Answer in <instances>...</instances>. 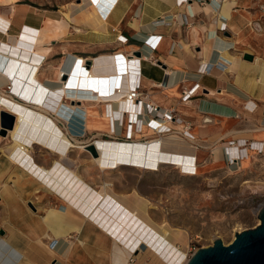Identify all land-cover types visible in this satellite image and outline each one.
<instances>
[{
    "label": "crops",
    "instance_id": "1",
    "mask_svg": "<svg viewBox=\"0 0 264 264\" xmlns=\"http://www.w3.org/2000/svg\"><path fill=\"white\" fill-rule=\"evenodd\" d=\"M223 6L228 16L219 18ZM90 12L86 5H54L51 0L0 1V15L9 20L8 29L0 30V41L13 43L23 26L37 34L45 27L62 25L59 35L46 37L41 43L48 49L39 62L40 74L42 60H49L54 70L64 60L67 72V60L72 58L80 57L85 67H90L97 58L109 61L117 54L128 58L138 52L139 73L131 83H138L159 109L157 113L137 114L150 128H156L154 119L164 122L162 113L172 108L181 130L167 126L162 132L176 131L194 144V159L210 152L212 160L211 152L220 142L235 147L244 143L249 153L264 155V0H111L101 19L89 20ZM219 19L225 23L223 31L217 28ZM35 42L33 39L32 44ZM244 54L252 58L245 59ZM208 65L211 67L204 71ZM194 86L192 95L183 100V91ZM116 122L119 128L103 134L119 140L136 139L125 135L123 118ZM138 138L145 140L146 135ZM224 152L229 162L227 148ZM1 193L8 211L0 213V229H6L1 236L27 252L34 249L45 255L43 263L37 259L21 264H114V240L108 232L86 222L80 231L70 229L65 234L48 229L56 244L47 249L32 242L38 238L49 242L43 236L47 227L30 233L25 224L28 217L22 219L14 209L26 208L39 218L50 208L65 210V203L42 207L38 215L25 206L29 198H15L10 187ZM46 196L55 198L46 191L32 197L44 200Z\"/></svg>",
    "mask_w": 264,
    "mask_h": 264
},
{
    "label": "bare ground",
    "instance_id": "2",
    "mask_svg": "<svg viewBox=\"0 0 264 264\" xmlns=\"http://www.w3.org/2000/svg\"><path fill=\"white\" fill-rule=\"evenodd\" d=\"M110 4L111 0H80L71 3V6H89V20H93L101 19V13L105 14ZM222 15L228 16L225 6L219 12V18ZM221 21L218 20L219 23ZM8 24L9 20L0 15V30L6 31ZM60 31V24L54 28L40 29L37 34L32 28L23 26L13 43L0 41V111L15 117L12 128L7 129L10 143L0 161L3 165L0 176L10 170L13 178L11 186L0 182V188L10 187L13 196L20 200L46 191L57 193L65 201V210L50 208L39 218L29 214L26 208L14 207L22 219L28 217L25 224L30 233L36 234L42 226H46L47 231L43 236L49 241L55 238L51 239L53 236L48 229L54 234H65L70 229L80 231L84 227L83 222L92 223L112 234L114 264H148L144 260L134 262L129 257L132 252L140 257L142 245L158 258L160 264H185L188 259V236L184 230L167 223L153 224L149 219L148 202L137 193L132 195L133 199L128 203L107 189L111 183L106 181L100 189H92L80 173L67 166L69 152L75 148L83 149L86 144L69 136L67 128L64 131L59 123L61 120L68 121L70 115L76 112L83 116L85 132L96 131L99 134L106 131L111 134L113 129L119 128L117 119L123 118L124 125H121L125 126V135L136 139L94 137L86 142L96 149L97 154L92 156V162L100 169L126 165L156 171L161 165L168 164L193 174L198 168L197 160L193 157L194 144L176 131L162 132L167 126L179 131L182 127L179 122L168 120L164 116L167 112L162 113L164 122L154 119L157 129L150 128L143 122L144 118L138 117L137 114L144 110L143 104L136 105L127 98L131 88L136 85V82L131 81L139 73L137 56L125 58L118 54L109 61L97 58L90 67H85L84 59L72 58L67 60L70 64L67 72L62 60L56 70L49 66L51 75L41 79L39 62L48 49L41 43L46 37L59 35ZM33 39L35 44H32ZM118 70L123 71L117 75ZM112 79L113 82L110 81ZM137 91L139 95L149 96L140 90V85ZM129 122L131 131L128 130ZM141 135H146V139L138 138ZM36 145L57 156L51 166L45 167L35 161L31 150ZM225 148L230 157L228 164L239 163L253 155L244 143L235 147L220 142L211 152L214 153L213 159L224 160ZM239 149V152H235ZM32 242L47 249L50 247L40 238ZM31 251L18 248L12 241L0 236V264H21L24 260L32 262L37 259L42 263L45 261L42 252Z\"/></svg>",
    "mask_w": 264,
    "mask_h": 264
},
{
    "label": "rangeland",
    "instance_id": "3",
    "mask_svg": "<svg viewBox=\"0 0 264 264\" xmlns=\"http://www.w3.org/2000/svg\"><path fill=\"white\" fill-rule=\"evenodd\" d=\"M51 1L54 5L80 2V0ZM43 62L41 79L51 75L50 61ZM17 97L14 96L16 99ZM82 123L83 116L75 112L70 115L68 121L61 120L59 125L64 131L66 127L69 136L84 145L94 137L108 138L106 136L108 132H104L106 135L103 132L99 134L96 131L85 132ZM124 127L122 128L125 131ZM0 137L1 161L10 143L7 131L4 135L1 133V126ZM86 145L83 149L75 148L69 152L67 166L80 173L92 189H100L107 181L111 183L107 185V189L123 197L128 203H131L132 195L135 193L145 199L149 206V219L153 224L167 223L187 233L188 258L199 247L211 245L216 238L227 244L234 238L236 232L257 224V212L264 205L262 153H255L250 159L230 165L226 159L211 160L210 152L201 153L197 155V172L187 174L168 164L161 165L156 171L126 165L113 169H100L93 164V154ZM31 153L35 161L45 167L51 166L57 158L51 151L37 145ZM1 166L3 165L0 163V169ZM11 175L10 170L2 173L0 181L10 186L13 178ZM56 194H53L54 199L47 198L48 195L44 200L41 197L38 199L31 197L26 200L25 206L28 207V204L38 215H41L42 207L59 206L65 202ZM0 213L8 214L3 193L0 195ZM90 225L101 229L96 224L90 223ZM5 231L6 229H0V236L5 234ZM44 243H49L52 248L56 241L44 240ZM140 255L139 257V254L132 252L129 257L137 263L144 260L148 264H160L158 258L143 245Z\"/></svg>",
    "mask_w": 264,
    "mask_h": 264
},
{
    "label": "water",
    "instance_id": "4",
    "mask_svg": "<svg viewBox=\"0 0 264 264\" xmlns=\"http://www.w3.org/2000/svg\"><path fill=\"white\" fill-rule=\"evenodd\" d=\"M139 57V53H132ZM245 59H251V55L244 54ZM15 117L6 111H0L1 133L4 135L7 129L12 128ZM87 148L93 155L96 149L87 144ZM259 222L251 227L234 234V238L225 244L220 238L206 247L196 249L185 264H264V205L258 210Z\"/></svg>",
    "mask_w": 264,
    "mask_h": 264
},
{
    "label": "built area",
    "instance_id": "5",
    "mask_svg": "<svg viewBox=\"0 0 264 264\" xmlns=\"http://www.w3.org/2000/svg\"><path fill=\"white\" fill-rule=\"evenodd\" d=\"M181 2H183V1H185V0H180ZM217 1V0H216ZM220 31H223V30H225V23H223V22H221V23H219L218 22V27H217ZM121 38H122V36H121ZM118 56V54L116 55V57ZM129 58V57H128ZM209 66L210 65H208V66H205V68H204V71H208V69H209ZM211 67V66H210ZM194 88H195V86L194 87H192V88H189V89H186V90H184L183 91V93H182V99L183 100H187L191 95H192V92H193V90H194ZM137 89H139V84L138 83H136V85H135V87H133V88H131V90H130V94L128 95V99H130V100H133V102L134 103H136V105H139V106H141L142 104H143V111L144 112H146V113H152V112H154V113H157L158 111H157V105L156 104H154L153 102H151V100H150V97L149 96H142V95H139L138 94V91H137ZM146 94V93H145ZM164 116H166V118L168 119V120H179L178 118H177V115H176V110L175 109H169L168 111H167V113H165V115ZM155 117V116H154ZM253 148V147H252ZM255 149V148H254ZM255 150H257V151H261L260 149H255Z\"/></svg>",
    "mask_w": 264,
    "mask_h": 264
}]
</instances>
